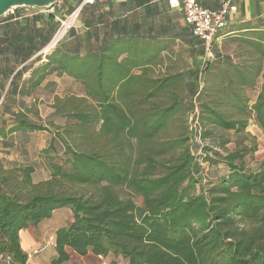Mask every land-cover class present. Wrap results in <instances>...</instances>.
Instances as JSON below:
<instances>
[{
    "label": "trees",
    "instance_id": "obj_1",
    "mask_svg": "<svg viewBox=\"0 0 264 264\" xmlns=\"http://www.w3.org/2000/svg\"><path fill=\"white\" fill-rule=\"evenodd\" d=\"M64 13H49L54 31L29 53L46 63L28 85H15L17 73L4 94L13 71L0 67V264H27L20 232L60 210L72 218L55 230L50 264L69 262L67 250L126 264H264V163L245 161L257 151L245 139L219 151L231 143L229 132L244 135L249 122L264 138V32L231 38L235 57L212 46L210 61L192 55L190 67L176 73L163 67L162 43L133 30L128 36L125 22L85 45L72 28L43 53ZM6 42L0 39V56L29 57ZM51 76L59 87L48 120L60 123L38 164L8 160L18 135L49 131L37 124V98ZM207 164L225 170L212 178ZM36 165L45 179L35 180Z\"/></svg>",
    "mask_w": 264,
    "mask_h": 264
},
{
    "label": "crops",
    "instance_id": "obj_2",
    "mask_svg": "<svg viewBox=\"0 0 264 264\" xmlns=\"http://www.w3.org/2000/svg\"><path fill=\"white\" fill-rule=\"evenodd\" d=\"M80 2L81 0H59L55 11L64 13L65 10L77 7ZM197 2L201 7L210 11L220 10L226 3L235 9L228 15L226 28L217 34L218 37L213 44V47L216 46L221 53L222 44H234L230 42L231 38H238L244 32H264V0H197ZM51 10L44 12L27 8L17 12L19 18L0 21V39L8 40L4 46L19 44L29 56L14 57L11 54L0 56V67L13 71L4 82V94L15 74H19L15 85L21 88L22 85H28V78L32 71L37 66L46 63V57L38 53L31 56L29 53L35 52L53 33V18L48 17L49 13H53ZM123 22L126 24L128 36L133 30V36L137 38L154 39L162 43L163 67H176V73L182 71L177 67H181L179 64H183V61L192 62V55L197 58V62L198 60L200 62L213 54H208L199 44L204 51V54L200 56L199 46H196L197 42L190 43L193 37L183 21V14L179 9L170 8L168 0H95L92 6L81 11L75 24V33L81 37L82 44L85 45L88 42H94L95 39L102 40L104 35L109 33L112 23ZM11 34L15 35L14 39L10 37ZM91 36L94 37L90 38ZM15 39L17 43L13 41ZM81 50L83 51L84 48L81 47ZM34 61L36 63L33 64ZM51 82L54 84L50 85ZM58 83L59 80L54 76L42 81L41 90L45 93H41L37 98V106L45 103L52 106V98L57 92L59 85L56 84ZM73 86L74 84L71 86L72 90ZM25 100L28 103L31 101L30 98ZM20 246L22 248L21 239ZM22 249L24 251V248Z\"/></svg>",
    "mask_w": 264,
    "mask_h": 264
},
{
    "label": "rangeland",
    "instance_id": "obj_3",
    "mask_svg": "<svg viewBox=\"0 0 264 264\" xmlns=\"http://www.w3.org/2000/svg\"><path fill=\"white\" fill-rule=\"evenodd\" d=\"M50 8V7H49ZM49 8L44 9H37L34 8L33 10H41L44 12H48ZM51 11H55V8ZM56 12V11H55ZM58 16V15H57ZM221 50L223 55L230 54L233 57L236 55L237 51V45L236 44H227V45H221ZM209 54V53H208ZM212 59L211 56H207L205 60L210 61ZM177 67L178 69H188L189 62L183 61V64H179ZM177 69V70H178ZM155 75H158L155 73ZM54 111L53 105L50 106L48 103L41 104L38 107V114L41 116L37 120V124L42 125L46 127L49 131L48 132H38V133H31V134H23L18 135L14 140V145L16 147L12 150H10L8 153L5 154L6 158L8 160H17L20 165H24L25 163L29 162H35L38 164L39 159H37V154L41 148H43L46 144V142L49 139V136L53 135V132L58 125L60 121L55 117L54 122H50L51 120H48L52 115ZM250 125L247 127V132L242 134L241 136H234L231 132L227 135V138L231 141L230 144L226 145L225 148L220 149L219 151L223 153L230 152L231 150H235L238 148L239 144L242 140L245 139L246 144L255 143L257 146V151L255 154L248 155L245 158V161L250 164L251 166H254V164H260L264 163V138L262 136V133L260 130L257 129L253 125V123L249 122ZM193 129H197V125L193 122L191 123ZM215 134L218 136H221L220 132H216ZM247 137H246V135ZM253 142H252V140ZM249 145V146H250ZM204 168L205 171H209L208 176L215 178L218 174H222V172L225 170L223 165H205ZM211 173V174H210ZM36 181L45 179L46 174L43 166L36 165ZM126 194L124 193V196ZM137 204L141 205V201L137 200ZM71 214L68 210H60L56 211L53 215L52 219L47 221H43V223L39 224L36 227L30 226L26 231H22L20 233V239L22 243V248H24V252L26 254H32L34 250H39L43 247L45 249L41 251L40 254H37L32 257L27 258V264H50L51 259L54 258L55 252H54V236H55V230L59 227L66 226L71 221ZM69 255V262L66 264H126L125 260H122L120 257L114 258L113 256H108L107 258H96L92 256L91 254L86 255L85 257L77 256L73 251L67 250Z\"/></svg>",
    "mask_w": 264,
    "mask_h": 264
},
{
    "label": "built area",
    "instance_id": "obj_4",
    "mask_svg": "<svg viewBox=\"0 0 264 264\" xmlns=\"http://www.w3.org/2000/svg\"><path fill=\"white\" fill-rule=\"evenodd\" d=\"M93 1L83 0L72 12L55 17V22L59 27L50 39L48 46L43 50V53L53 49L72 28H75L82 6L93 4ZM168 4L170 8L179 9L182 12L183 21L190 28L192 37L198 40L209 54L212 53L211 49L218 37L217 34L226 28L228 15L235 10L226 3L220 10L210 11L201 7L197 0H168ZM13 10L11 9L7 14L13 13ZM44 249L45 247L34 250L28 257L40 254Z\"/></svg>",
    "mask_w": 264,
    "mask_h": 264
},
{
    "label": "water",
    "instance_id": "obj_5",
    "mask_svg": "<svg viewBox=\"0 0 264 264\" xmlns=\"http://www.w3.org/2000/svg\"><path fill=\"white\" fill-rule=\"evenodd\" d=\"M59 0H0V18L4 17L11 9L20 7L28 9H44L56 4Z\"/></svg>",
    "mask_w": 264,
    "mask_h": 264
}]
</instances>
